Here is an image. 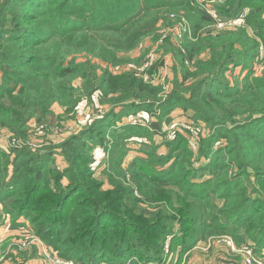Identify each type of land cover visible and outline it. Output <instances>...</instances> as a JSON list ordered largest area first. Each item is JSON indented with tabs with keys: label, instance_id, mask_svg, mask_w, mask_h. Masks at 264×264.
Segmentation results:
<instances>
[{
	"label": "trees",
	"instance_id": "1",
	"mask_svg": "<svg viewBox=\"0 0 264 264\" xmlns=\"http://www.w3.org/2000/svg\"><path fill=\"white\" fill-rule=\"evenodd\" d=\"M191 3L0 0V127L26 140L32 120L45 123L55 104L72 112L96 91L112 106L58 145L0 146V225L26 217L45 244L81 264H186L214 235H230L261 256L264 0H225L217 6L222 17L242 25L204 37L214 20ZM181 11L200 36H185V52L162 50L182 67L171 93L134 68L116 71L135 61L132 53L167 25L169 13ZM252 61L263 65L260 72ZM231 65L247 71L232 83ZM177 109L203 128L197 148L187 132L167 138L165 122L177 119ZM139 115L146 125L121 123ZM135 136L154 143L147 158L125 165V140ZM97 147L108 154L101 175Z\"/></svg>",
	"mask_w": 264,
	"mask_h": 264
},
{
	"label": "rangeland",
	"instance_id": "2",
	"mask_svg": "<svg viewBox=\"0 0 264 264\" xmlns=\"http://www.w3.org/2000/svg\"><path fill=\"white\" fill-rule=\"evenodd\" d=\"M192 1L193 0H191V2ZM161 26L162 27H160L158 29V31H156V33L153 36L149 37L151 39V41L154 42V44H152V46H150V48H148V50H145V51H143L141 48V50H139V52H137V54L135 53V56H132L135 58V61L132 64L130 63V64H125V65H120L118 67V69H116V71H123V70H127L129 68H134L135 70H137V72L146 75L148 80L151 79L156 84L164 83L165 87L163 89V93L165 95H168L169 93L172 92L176 78L181 77L182 67H181L180 63L177 62V60L175 59V56L172 52H169L166 54L162 52V50H164V49L166 51H173L171 49V47L173 45H177V42L174 39L175 38L174 32L172 30H170L174 26V22L170 19V13H169V20L167 21V25L166 26L161 25ZM215 28L216 27L213 23L208 24L204 28V30L201 31V36L204 37L207 34H212V33L214 34ZM163 29H166V31H167L166 32V38L164 40V43H159L160 42L159 40L161 37V31ZM6 31H8V30H6ZM199 36H200V33H198L196 35V39ZM160 48H162V49H160ZM149 50H151V51H149ZM200 55H202L200 58L205 59V58L209 57V51H204ZM166 57H168V59H166ZM170 57H171V59H170ZM251 64H253V66L255 67V69L258 70V72H260L263 68V65L261 66L260 64H258V61H252ZM186 65L189 66L187 63H186ZM225 73H226L228 79L230 80V82L232 83L235 80L242 79L244 77V75L247 73V71L244 70V68L242 66H234V65L232 66L231 65V66H229V68L226 70ZM103 99H105L103 93L98 91L92 95L90 100L85 99L86 101L79 103L77 105V107L72 112H67L66 110H64V111H62V113L58 114V112H59L58 110L56 112H54L52 110V113L50 114L49 118L44 120V122L50 128L54 127L55 125H56V127L59 126L60 128L63 127L65 129H69V128L73 127L74 129H73V131H71L72 133H70V134L67 133L68 135L65 134L66 135L65 136L63 134L61 135V134L52 132L53 131L52 130L51 132H49L48 134H45L43 136H35L33 133L35 128H33L31 131L30 137L28 138L27 141L34 143L36 145L37 149L40 148L41 144H43V148H41V149H44L45 147H48L51 144H56V145L60 144L67 137H69L71 134L76 133V132L78 133L81 130H83L84 128H87L89 126V124L93 122V121L90 122L89 120H87V117L89 115H90V119L91 118L100 119V118L107 116V114L111 111L112 106L110 103H104ZM177 110L179 111L178 113L173 112L174 117H176L177 119H181V120L183 118L182 116L188 118L187 115L183 114L184 112L182 109H177ZM177 110H175V112ZM95 120H97V119H95ZM50 123H52V124H50ZM144 123H148V122L145 120ZM108 126H109V124H108ZM160 137L155 138V139H157L156 141L158 143H161L164 141L163 136H160ZM12 138H13V135L7 129H3L2 127H0V146L1 147H3L4 149H10ZM150 139L143 137V136H135L134 138H131L130 140H125V146L127 148V154H126V160H125L124 164L128 165L127 162L129 161V158H131V160H132L136 156H141V157L145 156L147 158L146 154H147L148 150L150 149V148H148V146H149L148 144H150L153 141ZM152 144H150V145H152ZM162 145H164V143ZM164 146H165L164 149L167 152V148H166L167 146L166 145H164ZM162 149H161V151H162ZM32 235L35 236L34 234H32ZM226 237L231 238L233 245L228 244L226 241H224V238H226ZM226 239H228V238H226ZM169 241L170 240H168V242H167L168 243V250H169V244H170ZM36 242H38V241H36ZM214 242H216V244L214 246L219 245V248H222V246H227L228 248L231 247L232 250L237 252V255H236V253L234 251H232V252L230 251L231 256L234 255L235 257L238 256L240 258L241 261H239L238 264H240V263L245 264V261L251 257L248 254V252L245 251L246 249H243V248H245V246L248 247V245L242 244L239 247V245L236 244L235 240L230 235L210 236L207 241L200 243V245H203V248H205V250H209V252H210L212 249H214V246H213ZM41 245H43V244H41ZM209 247H211V248H209ZM219 251H220V249L214 250V251L209 253V258H211L212 264H221L219 261H216L215 258L213 257L214 252L219 253ZM220 252H226V251L222 250ZM220 258H221V256H220ZM189 259H190V256L187 258L186 264H188Z\"/></svg>",
	"mask_w": 264,
	"mask_h": 264
},
{
	"label": "crops",
	"instance_id": "3",
	"mask_svg": "<svg viewBox=\"0 0 264 264\" xmlns=\"http://www.w3.org/2000/svg\"><path fill=\"white\" fill-rule=\"evenodd\" d=\"M152 44H154V42L151 41L150 38H147L141 44V46H139L132 53L131 56H135V53L137 54V52H139V50H141V48L143 51L148 50V48H150V46H152ZM149 51H151V50H149ZM166 59H168V57H166ZM170 59H171V57H170ZM138 76L143 77L145 81L147 80L146 75H144L142 73L138 72ZM147 81L153 82V80H151V79L147 80ZM162 84H163V87H165L164 83H162ZM96 92H98V91H96ZM84 101H86V100H84ZM52 110L54 112H56L58 110L59 111L58 114H60V113H62V111H64V108L61 107L59 104H57V105L55 104L53 106ZM178 112H179L178 110L176 112L174 111V113H178ZM48 118H49V116H48ZM131 118L132 117H125L121 123H124V124L132 123ZM95 119H98V118H91L90 119V115L87 117V120H89L90 122L94 121ZM168 122H169L168 120H167V122H165V131L168 127ZM50 124H52V123H50ZM36 125H37V122L35 120H32L30 122V126H31L30 130L32 131V129L35 128ZM157 138H159V136H157ZM162 144L163 143L161 142L160 143V145H161L160 152L166 153V151L164 149L165 146ZM28 147H31V146H28ZM41 148H43V144H41L40 149ZM161 149H162V151H161ZM95 157H96V163H95L96 165L95 166H97V174L101 175V173L104 170L106 163L108 161L107 151L102 147H97L95 150ZM130 161H131V158H129V161L127 163L129 164ZM57 162L62 167L67 165L64 157L61 155L57 156ZM65 183H67L66 180H65ZM28 233L34 234L35 238H40L39 236H37L35 234L33 226L31 225L29 219H27L26 217H20L19 219H16V220H12L10 217L5 219L4 223H2L0 225V264H62L61 262L58 261V259H62V257L59 255L58 251L55 250L53 247L45 244V243L43 245H41L40 242L34 241L32 243H28L27 245H23L22 243L24 242L25 236ZM215 244H216V242H214L213 246ZM248 246H250V245H248ZM209 248H211V247H209ZM219 249H220V251L224 250L226 252H220V251H219V253L214 252L213 257L215 258L216 261H219L221 264H238L239 261H241L238 256L237 257H235L234 255L231 256L230 251L231 252L234 251V250H232L231 247L228 248L227 246H222V248H219V245H217V246H214V249H212L210 252H212L214 250H219ZM210 252H209V250H205V248H203V245H200V244L197 245L190 252V259H189L188 264H212L211 258H209ZM235 253L237 255V252H235ZM220 256H221V258H220ZM259 257H261L262 260L264 261V250H263L261 256H259Z\"/></svg>",
	"mask_w": 264,
	"mask_h": 264
},
{
	"label": "built area",
	"instance_id": "4",
	"mask_svg": "<svg viewBox=\"0 0 264 264\" xmlns=\"http://www.w3.org/2000/svg\"><path fill=\"white\" fill-rule=\"evenodd\" d=\"M225 0H193L192 5L199 8L200 10L205 11L207 14L211 16V18L214 20V25L217 29L223 30V29H231V28H236L242 25V21L240 19H227L223 18L221 13L219 12L217 6L220 4L224 3ZM170 19L174 22V26L170 29L174 32V36L177 42V45L179 48L182 49V51L185 52V48L182 45V41L184 40L185 36H187L190 39L195 40L194 32L192 30V26L190 22L188 21L185 13L183 11L181 12H172L170 14ZM166 29H163L161 31V37H160V42L159 43H164V40L166 38ZM159 47V46H158ZM152 59V58H151ZM186 63H189L188 60H186ZM148 80V78H147ZM146 80V81H147ZM145 119L139 115V116H134L131 118V122L133 124H143L146 125L147 123H144ZM59 126L55 127H49L46 123H41L37 124L35 126V129L33 131L35 136H43L45 134H48L49 132H55L58 134H63V135H68L72 133L73 127L69 129L65 128H58ZM184 131L187 132L190 136H192L194 140V147H198V139L200 138L203 128L198 125H194L191 123H188L186 120H181V119H172L171 121L168 122V127L166 129V135L169 140H174L177 138L179 132ZM68 133V134H67ZM65 135V136H66ZM64 136V137H65ZM28 139H20L13 137L11 141V146L14 148H22L24 146H31L32 148L36 149V145L34 143H31L27 141ZM137 193V192H136ZM137 195H139L137 193ZM228 238V239H226ZM224 238V241H226L228 244L233 245L232 240L230 237ZM226 239V240H225ZM34 241H38L41 244H44V242L40 238H35L32 234L28 233L25 236L24 242L22 243L23 245H27L28 243H32ZM167 250H168V245ZM246 249L245 251L248 252V254L251 256L249 259L245 261V264H264V261L262 260L261 257L257 256L250 246L243 248ZM59 262L62 264H81L78 263L72 259H58ZM100 264H108L106 262H102Z\"/></svg>",
	"mask_w": 264,
	"mask_h": 264
}]
</instances>
